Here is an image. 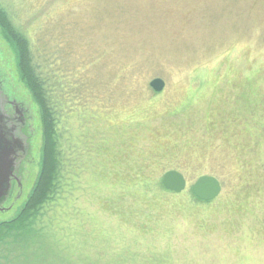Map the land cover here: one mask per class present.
Masks as SVG:
<instances>
[{
  "label": "rangeland",
  "instance_id": "1",
  "mask_svg": "<svg viewBox=\"0 0 264 264\" xmlns=\"http://www.w3.org/2000/svg\"><path fill=\"white\" fill-rule=\"evenodd\" d=\"M0 7L35 51L74 79L71 106L92 122L64 125L81 152L97 146L52 233L40 226L35 241L11 236L0 264H264V0H0ZM16 59L0 24V95L23 110L13 123L25 147L0 224L23 210L42 160L40 109ZM155 79L165 82L159 93ZM169 170L184 175L186 191L136 185L150 176L160 183ZM204 175L222 191L202 203L191 187Z\"/></svg>",
  "mask_w": 264,
  "mask_h": 264
},
{
  "label": "trees",
  "instance_id": "2",
  "mask_svg": "<svg viewBox=\"0 0 264 264\" xmlns=\"http://www.w3.org/2000/svg\"><path fill=\"white\" fill-rule=\"evenodd\" d=\"M0 24L15 46L18 73L40 109L43 129L41 170L32 194L14 220L0 224V252H3L11 236L32 235V240L35 241L33 237L37 236L34 235H41L38 231L40 226L44 231L52 233V223L58 207L67 202L73 182L76 181L83 165L88 169L91 157L97 152V146L89 147L87 144L81 152L78 137L69 132V126L64 125L69 123L68 120L77 118L82 121L83 126H86L85 122H92L91 118L83 114L80 116L79 106H71L75 103L72 92V89L76 88L74 79L62 76L61 66L49 53H44L45 50L35 51L31 40L15 28L10 16L1 7ZM64 93L65 100L62 99ZM136 185L140 190L149 191L157 185L161 191L172 193L164 188L162 180L156 183L152 176L138 180ZM197 200L205 203L198 198ZM68 213L72 216L79 215V211L72 209ZM64 247L67 251L68 247ZM9 249L5 248V251H10Z\"/></svg>",
  "mask_w": 264,
  "mask_h": 264
},
{
  "label": "water",
  "instance_id": "3",
  "mask_svg": "<svg viewBox=\"0 0 264 264\" xmlns=\"http://www.w3.org/2000/svg\"><path fill=\"white\" fill-rule=\"evenodd\" d=\"M150 86L159 93L164 89L165 82L155 79ZM4 105V99L0 95V200L10 191L11 179L17 167V160L20 158L18 152H25V147L16 139L15 131L18 127L13 123L15 119L6 113ZM162 185L169 192L180 194L186 190L187 181L177 170H170L164 174ZM221 191V183L212 176L200 177L191 187L192 194L204 202L213 201Z\"/></svg>",
  "mask_w": 264,
  "mask_h": 264
},
{
  "label": "flooded vegetation",
  "instance_id": "4",
  "mask_svg": "<svg viewBox=\"0 0 264 264\" xmlns=\"http://www.w3.org/2000/svg\"><path fill=\"white\" fill-rule=\"evenodd\" d=\"M12 102H15V101H10L9 100V98L8 97H5L4 96V108H5V111H6V113L10 116V117H12V118H16V116H15V113H17V112H20L21 113V111L23 112V110H22V108H19L18 106H17V104L15 105V106H13L12 105ZM8 106H11V107H13V109H14V112L12 113V114H10V113H8L7 112V110H6V108L8 107ZM20 109H21V111H20ZM21 116H23V114L21 115ZM23 119H26V118H23ZM26 125V122H24L23 124H22V127H24ZM20 160L21 159H19L18 160V162H20ZM18 164V163H17ZM16 181H18L17 180V173H16V169H15V172H14V176H13V178L11 179V190L9 191V193H8V195L6 196V197H4V198H2L1 200H0V211H3V210H5V208H4V206H3V204H4V201L10 196V194H11V191H12V187H13V185H14V182H16ZM187 181V180H186ZM187 187H188V184H187ZM187 187H186V189H187ZM186 191V190H185Z\"/></svg>",
  "mask_w": 264,
  "mask_h": 264
}]
</instances>
